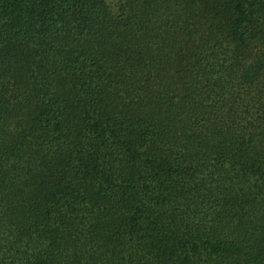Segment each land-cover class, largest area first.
I'll return each instance as SVG.
<instances>
[{
  "label": "trees",
  "instance_id": "obj_1",
  "mask_svg": "<svg viewBox=\"0 0 264 264\" xmlns=\"http://www.w3.org/2000/svg\"><path fill=\"white\" fill-rule=\"evenodd\" d=\"M0 264H264V0H0Z\"/></svg>",
  "mask_w": 264,
  "mask_h": 264
}]
</instances>
